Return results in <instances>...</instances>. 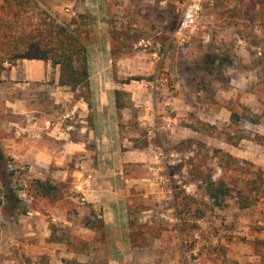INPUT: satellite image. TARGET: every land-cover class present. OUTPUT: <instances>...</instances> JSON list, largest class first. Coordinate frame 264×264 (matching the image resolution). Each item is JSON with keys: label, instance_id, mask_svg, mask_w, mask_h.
<instances>
[{"label": "rangeland", "instance_id": "rangeland-1", "mask_svg": "<svg viewBox=\"0 0 264 264\" xmlns=\"http://www.w3.org/2000/svg\"><path fill=\"white\" fill-rule=\"evenodd\" d=\"M199 1L201 16L182 40L176 32L189 0H0L1 36L8 29L35 42L61 25L84 43L94 92L125 93L119 141L132 144L122 150L149 158L124 168L121 160L98 164L90 146L88 160L60 150L44 165L26 164L0 144V264H264V202L239 209L223 199L218 208L201 187L224 175L222 155L264 168V0ZM141 40L148 48L135 47ZM37 92L1 79L0 143L17 130L11 104ZM86 175L94 183L80 204L70 188ZM122 176L148 181L125 184ZM20 178L26 201L13 190ZM35 180L56 184L62 200L50 206L39 199ZM121 184L117 206L127 212L128 231H108L102 242L93 229L95 218L104 219L98 195ZM185 201L187 208L179 206ZM53 231L88 242V252L50 242Z\"/></svg>", "mask_w": 264, "mask_h": 264}, {"label": "crops", "instance_id": "crops-1", "mask_svg": "<svg viewBox=\"0 0 264 264\" xmlns=\"http://www.w3.org/2000/svg\"><path fill=\"white\" fill-rule=\"evenodd\" d=\"M52 69L50 64L41 61L18 60L8 72L2 73L3 80L23 82L25 87L31 86L39 91L32 94L30 96L32 98L28 101L18 99L17 104H11L13 118L17 121H10L9 124L17 127V130L13 131L14 139L12 136H4L1 137L0 143L3 147H8V153L13 154L23 163L35 161V164L41 165L48 161V157L55 159L61 156L60 150H63L65 156L71 160H88L90 152L87 148L92 146L98 164H101V160H108L107 164L111 162L110 160H121L119 165L124 168L129 165L127 163H144L145 160H149L144 151L122 150L131 146L132 140L124 139L122 143L119 141L121 118L115 108L114 93L94 92L90 76L89 97L86 101L77 99L68 88L58 85V68L53 69L55 74L53 79L49 80V72ZM46 87L47 92H40L41 88ZM108 96L109 104L105 99ZM108 107L111 108L110 114H107ZM74 112L77 114L74 115ZM71 117L75 122L71 123L67 120ZM73 127L76 128L74 132L71 130ZM47 149L50 152L54 151L56 156L44 153ZM74 151H77V156L74 155ZM98 174L101 176L102 173ZM121 179L125 184L148 181L133 176L132 178L122 176ZM120 188V191L112 188V191H109L107 188L105 192L107 195H98L99 205L104 212L106 240L109 239L108 231L125 230V233L128 231L127 212L117 206L125 198L123 184ZM102 196L106 198L102 199ZM123 213L125 220L122 223Z\"/></svg>", "mask_w": 264, "mask_h": 264}, {"label": "trees", "instance_id": "trees-1", "mask_svg": "<svg viewBox=\"0 0 264 264\" xmlns=\"http://www.w3.org/2000/svg\"><path fill=\"white\" fill-rule=\"evenodd\" d=\"M3 36V37H2ZM0 35V81L4 64L12 66L18 60L41 61L58 68V85L68 88L77 99L87 100L89 97V70L87 49L83 42L67 31L64 26L53 25L43 30L41 39L30 41L26 36L16 37L12 30ZM110 54L116 58L118 53L111 47ZM129 81L122 82L127 84ZM124 92L115 91V108L118 115L124 109ZM229 142V141H228ZM230 143V142H229ZM221 171L223 176L217 178L207 177L202 180L201 187L205 196L214 207L222 208L223 199L236 202L239 209H248L264 202V168L252 163H240L230 155H222ZM231 172L228 178L225 175ZM36 196L50 206L62 200L60 188L50 181L35 180L32 182ZM179 198V195H176ZM184 200V198H183ZM182 200V201H183ZM179 206L188 207V202H179ZM182 213V211H181ZM94 215V212H93ZM96 217V216H95ZM93 229L104 242L105 224L102 217L95 218ZM50 242H64L66 247L76 254L87 253L90 245L88 242L70 236H57L51 232ZM136 245V240L133 242ZM67 264H82L75 260H68Z\"/></svg>", "mask_w": 264, "mask_h": 264}, {"label": "built area", "instance_id": "built-area-1", "mask_svg": "<svg viewBox=\"0 0 264 264\" xmlns=\"http://www.w3.org/2000/svg\"><path fill=\"white\" fill-rule=\"evenodd\" d=\"M202 13V6L199 0H189V3L182 12L181 19L178 23L176 37L184 40L187 31L192 28L199 20ZM149 43L141 40L135 47L148 48ZM17 128V127H16ZM93 179L91 175L82 176L75 180L70 188V197L72 200L85 204L88 201V194L92 191ZM13 190L17 196L26 201L27 199V185L23 179H18L13 184ZM3 201V196L0 193V202ZM30 215V214H28Z\"/></svg>", "mask_w": 264, "mask_h": 264}]
</instances>
